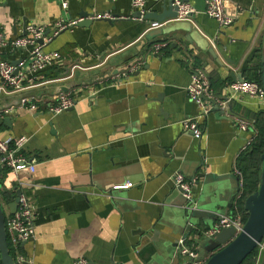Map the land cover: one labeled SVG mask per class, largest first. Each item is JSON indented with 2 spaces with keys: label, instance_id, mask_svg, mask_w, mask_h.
<instances>
[{
  "label": "crops",
  "instance_id": "obj_1",
  "mask_svg": "<svg viewBox=\"0 0 264 264\" xmlns=\"http://www.w3.org/2000/svg\"><path fill=\"white\" fill-rule=\"evenodd\" d=\"M167 1L145 0V14L162 12ZM185 1L196 10L190 20L167 18L150 28L155 19L130 17L131 0H0V26L11 38L23 35L28 24L51 31L59 19L122 16L60 31L44 47L57 51L59 61L33 86L0 96V109L7 110L0 115V139L25 135L22 154L35 166L33 172H0L4 216L11 215L15 187L33 209V237L18 248L7 238L13 259L20 253L25 264H169L172 237L162 236L158 219L166 204L180 203L172 182L177 173L196 179L192 200L202 208L201 228L232 213L240 191L234 168L249 133L231 116L254 123L249 114L264 104L238 95L228 114L213 109L200 118L201 135L193 138L183 121L199 110L186 88L195 67L204 68L220 96L237 76L254 80L261 72L262 78L264 0H228L240 13L227 27L204 13L205 0ZM151 30L156 34L145 40ZM157 42L164 46L154 52ZM21 55L0 50V58L11 61ZM121 72L127 78L115 81ZM59 92L76 102L53 114L48 109ZM21 96L36 99V110L18 107ZM160 247L171 254L156 260Z\"/></svg>",
  "mask_w": 264,
  "mask_h": 264
},
{
  "label": "built area",
  "instance_id": "obj_2",
  "mask_svg": "<svg viewBox=\"0 0 264 264\" xmlns=\"http://www.w3.org/2000/svg\"><path fill=\"white\" fill-rule=\"evenodd\" d=\"M172 6L176 7L177 20H190L196 13L195 8L185 0H171ZM61 5L66 7V2ZM133 12H139L137 17L130 16L132 19L144 20L146 12L145 0H131L130 2ZM204 13L214 19L220 27H227L233 24L240 13V9L236 6L228 4V0H205ZM111 12H103L99 14H89L86 17H76L67 20H57L51 31L46 30L43 26L28 24L25 26V33L20 36L7 37L0 26V50L17 52L21 51L22 55L13 60L0 58V96L8 92H20L38 81L42 77V72L47 67L58 62L60 54L57 51H46L44 47L49 44L53 37L60 31L76 26L84 19H107L112 20L121 18ZM161 23L151 21L150 28H157ZM163 43L157 42L153 44L151 49L158 52ZM122 73V72H121ZM127 78V73L123 72L114 79L119 82ZM187 94L195 105L198 107V113L192 117H188L183 121L186 130L190 131L193 138H199L201 130L198 127L197 121L209 114L214 106L217 107L222 114L227 113V105L238 95H246L256 98L264 104V89L261 84L254 80H235L227 83L224 86L225 94L220 96L215 94L210 87V80L204 68L195 67L191 74V80L188 84ZM76 102V98L69 92H59L56 100L49 106V112L53 114L61 113L69 108H72ZM38 101L31 97L21 96L17 104L20 108L36 110ZM7 110L0 109V115ZM237 128L240 131L248 132L249 137L246 140L245 149L255 138L257 134L254 123L241 116H231ZM25 135L17 136L13 139H0V172L3 169L19 172L27 169L33 172L35 169L32 164L23 154L22 148L27 141ZM235 174L238 177L239 189L242 187L243 176L238 168H234ZM196 179H187L182 174L174 175L172 182L174 187H179L183 191L184 197L192 199V188L195 185ZM130 186V183L116 186L124 188ZM240 191L237 193L233 203V211L227 215H220L218 219L206 230V235L214 236L221 231L222 228L232 227L234 234H237L244 224L242 214L238 212L236 202L240 198ZM5 231L11 246L18 248L20 244L28 241L33 237V209L25 194H20L17 202L16 211L5 219ZM264 250V241L258 245V252ZM176 252L181 256L189 259V264H204L206 257H202L196 245L185 244L184 239L180 238L177 241ZM79 264H86L85 259H80ZM14 264H25L24 257L17 253L14 258Z\"/></svg>",
  "mask_w": 264,
  "mask_h": 264
},
{
  "label": "water",
  "instance_id": "obj_3",
  "mask_svg": "<svg viewBox=\"0 0 264 264\" xmlns=\"http://www.w3.org/2000/svg\"><path fill=\"white\" fill-rule=\"evenodd\" d=\"M171 3V0H168L166 4L162 6V12L146 13L144 17L155 19L159 23L167 18H175L176 7L172 6ZM138 15L139 12H135L133 14L135 17ZM82 17H86V14H83ZM91 22L92 21L90 19H84L76 26H88ZM162 33L163 29L160 31V34ZM153 34H156L155 30L148 32V34L144 36V39H152L153 37H151V35ZM13 62L16 64L17 60H14ZM237 80L243 79L241 76H237ZM261 85L264 89V69L262 72ZM67 90L68 89L66 88L61 89V91ZM214 109H217V107L214 106ZM261 160L263 161V166L260 173V183L258 189L254 193L247 196L244 200V209L247 212V218L242 226V229L237 234H234V229L232 227H225L214 236H207L206 230L212 225H210L207 229L199 226V218L202 213L200 205L192 199L184 197L183 191L179 187H174L173 191L181 198L180 203L174 206L166 204L161 211L160 218L158 219L160 221V225L162 226L160 227L163 233L162 236L168 239L169 234L173 239V241L172 239L168 240L171 243V248L174 249V260H172L169 264H189V259L187 257H183L176 252L177 241L180 238L184 239L185 244H189L192 240L200 246L203 253L207 255L204 264H240L243 259L264 240V152L261 155ZM20 194L21 190L15 187V197L8 204L10 214H13L16 211ZM228 205L229 207L231 206V204ZM182 231H185V234L179 235ZM174 235H176L175 238ZM167 248L168 247L163 249V247H160L157 251H155V259L157 260L161 256H170L171 248H169L170 250L168 249L167 251L161 253L162 250H166ZM0 258L2 264H14V259L8 248L7 235L5 231V218L1 201ZM260 264H264V254H262Z\"/></svg>",
  "mask_w": 264,
  "mask_h": 264
},
{
  "label": "trees",
  "instance_id": "obj_4",
  "mask_svg": "<svg viewBox=\"0 0 264 264\" xmlns=\"http://www.w3.org/2000/svg\"><path fill=\"white\" fill-rule=\"evenodd\" d=\"M261 72L254 76V81L261 84ZM254 121L257 134L253 141L242 151L236 162V167L242 172L243 183L240 188V198L236 202L237 210L242 214L245 222L247 212L244 209V200L247 196L254 193L260 183V173L263 166L261 155L264 152V110L249 114ZM0 195L5 196V192L0 190ZM6 219V217L4 216ZM9 244V242H8ZM10 247V246H9ZM10 254L11 248H10ZM258 257V246L249 253L240 264H256Z\"/></svg>",
  "mask_w": 264,
  "mask_h": 264
},
{
  "label": "rangeland",
  "instance_id": "obj_5",
  "mask_svg": "<svg viewBox=\"0 0 264 264\" xmlns=\"http://www.w3.org/2000/svg\"><path fill=\"white\" fill-rule=\"evenodd\" d=\"M205 256V255H204Z\"/></svg>",
  "mask_w": 264,
  "mask_h": 264
}]
</instances>
